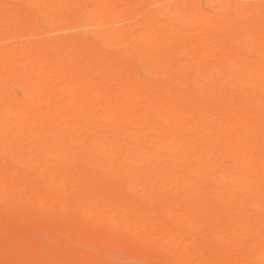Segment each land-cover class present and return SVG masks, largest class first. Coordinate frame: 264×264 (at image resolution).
<instances>
[{"label": "bare ground", "instance_id": "1", "mask_svg": "<svg viewBox=\"0 0 264 264\" xmlns=\"http://www.w3.org/2000/svg\"><path fill=\"white\" fill-rule=\"evenodd\" d=\"M80 14L92 40L48 36ZM7 235L49 264H264V0H1Z\"/></svg>", "mask_w": 264, "mask_h": 264}, {"label": "rangeland", "instance_id": "2", "mask_svg": "<svg viewBox=\"0 0 264 264\" xmlns=\"http://www.w3.org/2000/svg\"><path fill=\"white\" fill-rule=\"evenodd\" d=\"M1 1V0H0ZM11 4H14V2H12ZM156 6L157 5H154V6H152V10H155L156 9ZM201 7H202V9L204 10V11H206V12H210L211 11V7L209 6V5H206L205 3H201ZM53 12H51L50 14H52ZM81 18H80V17ZM78 17H77V20H78V27L77 28H75V29H72V30H68V31H66V32H58V33H56V34H50V35H48V36H55V35H75V36H78L79 38H81V39H83V40H92L93 39V37H92V35H91V31L90 30H94L92 27H86L84 24H85V15L84 14H80ZM37 23L40 25V20H39V18L37 19ZM167 63H169L168 61H159V60H157V61H155L154 62V65H165V64H167ZM181 63V60L180 61H178V62H175V64L177 65V66H180L179 64ZM139 76H140V78L141 79H143V80H145V81H150V79H149V77H146L142 72H141V69H139ZM12 94L17 98V99H23V95H22V91L18 88V87H16V86H14L13 88H12ZM11 241V240H14V237L12 238L10 235H7L6 237H5V248H2V250L0 249V259H2V260H8V258H13V260H14V262H17V263H15V264H18L19 262H18V260H23V261H21V262H28L27 260H25V258H23L22 256H20V255H16V254H13V253H11V252H9L8 251V249H7V247H8V245L10 244L8 241ZM56 241L55 240H53V239H49L48 238V240L46 239L45 241H44V243H43V248H45V246H46V249L45 250H43L44 251V253H47V256L48 257H50V255H53V252L55 251V249H56V247H58V244L57 243H55ZM12 255H13V257H12ZM70 255H71V253L70 252H68L67 250L65 251V253H64V258H66L67 260H69V258H70ZM48 257H46V258H48ZM16 259V260H15ZM118 259H120V260H118ZM109 260V262H110V264H117V261H118V264H139V263H137V262H135V261H131V260H126V259H124V258H121V256H119V255H117V254H114L113 256H110V258L108 259ZM116 260V261H115ZM121 262V263H120ZM64 263H66V262H64Z\"/></svg>", "mask_w": 264, "mask_h": 264}, {"label": "snow or ice", "instance_id": "3", "mask_svg": "<svg viewBox=\"0 0 264 264\" xmlns=\"http://www.w3.org/2000/svg\"><path fill=\"white\" fill-rule=\"evenodd\" d=\"M21 264H49V262L46 261H28V262H21ZM206 264V262H205Z\"/></svg>", "mask_w": 264, "mask_h": 264}]
</instances>
